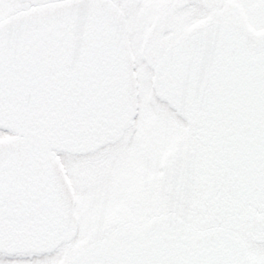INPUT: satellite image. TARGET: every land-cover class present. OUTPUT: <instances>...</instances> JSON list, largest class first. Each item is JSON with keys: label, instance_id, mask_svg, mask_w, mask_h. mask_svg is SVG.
Here are the masks:
<instances>
[{"label": "snow or ice", "instance_id": "1", "mask_svg": "<svg viewBox=\"0 0 264 264\" xmlns=\"http://www.w3.org/2000/svg\"><path fill=\"white\" fill-rule=\"evenodd\" d=\"M0 264H264V0H0Z\"/></svg>", "mask_w": 264, "mask_h": 264}, {"label": "flooded vegetation", "instance_id": "2", "mask_svg": "<svg viewBox=\"0 0 264 264\" xmlns=\"http://www.w3.org/2000/svg\"><path fill=\"white\" fill-rule=\"evenodd\" d=\"M142 14H144V15H149V14L155 15V16L159 17L161 21H163V20H165L166 17L170 16L172 13H171V11L166 10V9H159V10L152 12V13L145 11ZM161 26L163 27L164 25L162 24Z\"/></svg>", "mask_w": 264, "mask_h": 264}]
</instances>
